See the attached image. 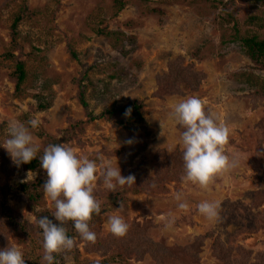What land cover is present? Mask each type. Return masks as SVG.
I'll list each match as a JSON object with an SVG mask.
<instances>
[{
    "label": "rangeland",
    "instance_id": "obj_1",
    "mask_svg": "<svg viewBox=\"0 0 264 264\" xmlns=\"http://www.w3.org/2000/svg\"><path fill=\"white\" fill-rule=\"evenodd\" d=\"M24 2L29 17L17 26L13 50L11 25ZM226 4L227 0H0V143L12 121L38 119L39 127L30 131L40 149L41 132L59 138L73 127L63 145L80 158L96 161L94 194L110 193L100 176L102 160L113 166L117 162L121 175L133 174L142 187L134 193L127 185L118 186L124 200L99 217L96 236L101 241L109 238L113 245L75 240L71 251L56 253V264H97L120 247L124 259L110 264H264V96L257 95L264 70L244 56L241 46L245 37L264 40V0ZM102 30L109 34L99 35ZM7 53L24 63L20 93L10 78L14 63L3 58ZM185 72L201 79L196 89L184 83L189 77ZM81 78L88 113L98 117L138 100L151 135L138 131L130 138L113 121L88 122L77 100ZM191 96L203 100L206 113L229 127L225 154L239 161L217 175L208 189L181 179L179 141L184 129L172 113L175 104ZM129 139L131 144L126 143ZM37 175L17 167L0 146V188ZM176 193H181V201ZM44 199V208L55 210ZM203 201L219 202L217 219L210 221L198 212L196 206ZM180 202L188 209H179ZM4 203L13 218L27 221L34 231L35 217L23 197L10 194ZM109 215L124 219L129 225L126 235L116 237L108 231ZM5 226L0 215V249L18 246L23 252Z\"/></svg>",
    "mask_w": 264,
    "mask_h": 264
},
{
    "label": "clouds",
    "instance_id": "obj_2",
    "mask_svg": "<svg viewBox=\"0 0 264 264\" xmlns=\"http://www.w3.org/2000/svg\"><path fill=\"white\" fill-rule=\"evenodd\" d=\"M131 114L126 109L125 116ZM172 118L184 129L180 136V147L183 152L185 183L191 182L201 189H208L217 175H221L238 166V158H230L225 154V146L229 143L230 129L227 125L217 123L213 114L206 113L204 101L195 96L181 100L173 107ZM38 119H30L27 123L12 121L7 128V138L0 143L12 162L19 167L37 158L40 145L34 142L30 129H37ZM162 135V132L160 133ZM126 143L131 144L129 139ZM175 147V146H174ZM40 167L46 172V180L41 186L46 199L53 204L52 217L40 216L36 225L42 230V248L44 262L54 264V254L71 251L75 239L67 235V222L73 223L79 237L86 242L95 243L96 233L89 228L93 214H101V202L94 196L98 166L95 160L80 158L73 148L63 144H49L39 157ZM103 186L109 192H116L118 186L135 184V176H122L121 170L113 166L111 161H103L99 166ZM181 201V193L175 194ZM186 202L178 203V208L187 210ZM198 212L208 220L219 216V202H200ZM119 208H122L120 204ZM172 221H169L171 223ZM108 231L116 237L126 235L129 225L119 215L106 217ZM0 264H25L22 250L18 246L0 249Z\"/></svg>",
    "mask_w": 264,
    "mask_h": 264
},
{
    "label": "trees",
    "instance_id": "obj_3",
    "mask_svg": "<svg viewBox=\"0 0 264 264\" xmlns=\"http://www.w3.org/2000/svg\"><path fill=\"white\" fill-rule=\"evenodd\" d=\"M231 0H227L226 5H230ZM24 8H22L19 14L14 18V21L11 25V47L13 50L17 49V26L20 21L23 20L25 15H28V8L26 2H24ZM231 14L229 10V6L225 7ZM29 17V15H28ZM228 21V20H227ZM99 35L107 36L109 33L105 30L99 31ZM241 46L243 49L244 56L258 69L264 70V40H259L257 37H245L241 39ZM70 57L73 60L77 59L75 52L70 49ZM5 59H11L14 63V70L10 74V78L13 80L15 84V92L20 93L22 90V84L25 80L26 73L24 68V63L12 53H7L4 55ZM189 77L184 78V83L187 85H192L196 89L197 84L200 82V78H197L194 73H188ZM200 75V74H199ZM201 76V75H200ZM82 79L78 80V92H77V100L81 107L86 112V117L88 122H93L97 119H104L105 121H113V124L116 128L124 129L130 138H132L138 131L142 132L146 137L151 135V132L148 128L144 125V114H143V104L138 101L134 100L127 103L125 106L120 108H110L105 110L100 116L95 117L91 113H88V104L85 98V88L82 85ZM186 81V82H185ZM258 96H264V83L258 84L257 90ZM131 109V114L129 116H125L126 109ZM79 124H82L79 122ZM72 126V125H71ZM74 130L73 127H70L66 131H63V135L59 138L51 137L50 135L46 134L45 132H41L38 137L41 138L43 147L37 154V158L33 159L28 164H21V167L25 171L29 172H38V175L29 182H22L16 184L14 186L8 187L4 186L0 188V215L5 222L6 230L8 235L13 236L16 243L23 246V256L25 259V264H47L42 260L44 252L42 248V230L38 228L35 221L40 216H48L49 219H52L54 223L59 224L58 221H55L54 217H52V212L54 210H49L45 207V199L44 193L42 189V185L46 180V172L40 167L39 157L43 154V149L47 147L49 144H64L66 141L69 140V136ZM144 147L147 144L144 142L142 144ZM126 186V185H125ZM124 186V187H125ZM131 190H134V193H139L142 187L138 184H133L132 186L128 187ZM10 194H16L23 197L26 201V208L27 211L34 215V231L31 230L30 224L21 219L13 218L8 209L5 207L4 200ZM94 194V193H93ZM97 200L101 202V214L95 215L93 214L92 219L89 221V228L91 231L96 232L99 227V217L108 212L110 208L117 202L124 200V190H117L116 192H110L105 197H100L94 194ZM44 208V209H43ZM37 209H43L40 212H37ZM67 228V235L69 237L74 238L75 240L83 241L78 233L75 231L73 223L71 221L67 222L64 225ZM95 244L98 246H111L114 243L108 239L101 241L96 236ZM139 244V243H138ZM141 246H145L141 244ZM146 247V246H145ZM146 249V248H145ZM144 250L140 249V252ZM123 249L120 247V251H115L112 253L110 257L105 258L101 262H97V264H110L115 262L116 260H123ZM141 252V253H142ZM55 260L54 264H56L57 255L54 254Z\"/></svg>",
    "mask_w": 264,
    "mask_h": 264
}]
</instances>
